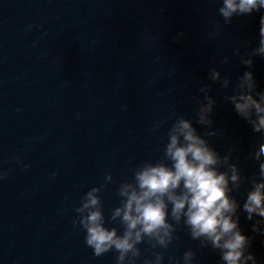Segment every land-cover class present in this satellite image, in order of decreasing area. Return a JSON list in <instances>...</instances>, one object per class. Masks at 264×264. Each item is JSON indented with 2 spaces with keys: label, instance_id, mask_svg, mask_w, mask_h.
Masks as SVG:
<instances>
[{
  "label": "clouds",
  "instance_id": "obj_1",
  "mask_svg": "<svg viewBox=\"0 0 264 264\" xmlns=\"http://www.w3.org/2000/svg\"><path fill=\"white\" fill-rule=\"evenodd\" d=\"M217 11L224 25H231L237 17L261 13L256 46L233 50L245 70L233 81L231 75L222 76L218 68H209L210 83L199 88L195 108L203 134L192 120L176 116L167 131L162 159L141 162L133 169L131 180L121 181L116 188L120 199L110 222L119 227L107 226L101 196L113 181L111 173L103 184L84 193L74 209L72 224L84 231V243L95 257L112 252L115 264H164L182 226L191 240L199 242V248L218 253L220 264H258L251 248L258 237L264 238V89L259 87L254 69L255 58L264 59V0H221ZM183 35L179 33L177 38ZM219 62L228 64L229 58ZM217 84L224 101L255 136L248 158L257 171L251 177L243 174L239 157H234L235 146L220 154L207 139L217 135L212 119L217 101L210 95ZM15 160L23 164L19 157ZM8 175L0 169V181ZM244 185L248 188L241 203L233 193ZM242 214L251 224V235L240 226ZM195 259L196 251L188 248L181 258L169 255L168 264H195Z\"/></svg>",
  "mask_w": 264,
  "mask_h": 264
}]
</instances>
